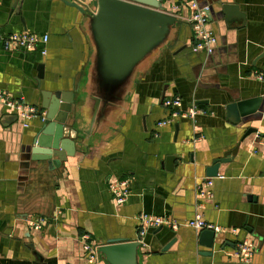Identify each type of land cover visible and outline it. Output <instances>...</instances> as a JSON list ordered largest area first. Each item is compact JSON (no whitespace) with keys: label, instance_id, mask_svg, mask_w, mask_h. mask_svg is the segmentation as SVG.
<instances>
[{"label":"crops","instance_id":"obj_1","mask_svg":"<svg viewBox=\"0 0 264 264\" xmlns=\"http://www.w3.org/2000/svg\"><path fill=\"white\" fill-rule=\"evenodd\" d=\"M79 1L90 10V0ZM155 1L181 24L141 66L125 105L90 129L95 49L89 14L64 0H19L16 6L0 0V39L23 32L48 37L29 53L4 51L0 43V91L39 110L24 128L19 119L3 126L17 115L0 109V264H89L82 237L98 248L110 240L139 242L141 214L168 217L179 228L149 229L139 264H264V0H199L213 3L210 26L218 44L212 56L193 52L185 0ZM225 5L237 7V15L227 20ZM43 92L74 93L65 127L78 131L76 152L60 167L30 161L21 184L26 148L44 126ZM173 96L198 114L161 127L169 115L163 102ZM254 99L262 100L256 114L239 123L228 116L229 105ZM249 129L257 132L245 137ZM238 146L212 178L214 199H199L197 185L208 178L207 168ZM169 156L176 157L173 171L166 169ZM127 177L131 195L118 207L109 184ZM197 215L227 231L212 249L188 226ZM40 219L45 225L36 231L30 223ZM246 239L258 246L250 262L226 255ZM94 264L108 263L102 256Z\"/></svg>","mask_w":264,"mask_h":264},{"label":"water","instance_id":"obj_2","mask_svg":"<svg viewBox=\"0 0 264 264\" xmlns=\"http://www.w3.org/2000/svg\"><path fill=\"white\" fill-rule=\"evenodd\" d=\"M64 1L83 14H89L88 32L95 49L88 92L91 106L90 129H92L125 105L129 100L137 72L144 63L169 43L173 31L181 21L177 16L163 12L162 7L155 0H90V10L79 0ZM197 1L199 3V0ZM15 2L16 6L19 0ZM212 4L199 3L201 8H209L207 14L210 21L213 17ZM222 10L227 20L237 15L236 11H238L233 5H225ZM215 51L216 48L209 56ZM42 95L44 101L40 108L46 111L44 126L34 139L33 147L26 148L29 156L24 158L27 162L23 166L25 171L20 178L21 184L27 178L30 161H48L50 165L60 167L62 162L68 157H73L76 152L75 139L78 131L75 129L71 131L70 128L65 127L75 105L74 93L52 95L43 92ZM261 102V99H254L231 104L227 107L228 116L235 123H239L256 114ZM200 104L203 102L196 103V105ZM0 109L3 110L1 105ZM76 113L75 108V115ZM17 119L16 116L7 117L2 125L8 127ZM256 132V129H249L245 137ZM261 137L264 136L259 135V138ZM238 149L239 146L226 153L224 160L214 161L213 166L207 168V177H218L220 164L228 161ZM53 157L59 158L58 161H53ZM175 160L174 156L167 157L165 165L168 171H173ZM26 232L28 235L29 228ZM215 238L214 232L203 231L199 242L212 249ZM174 241L170 242L163 251H167ZM142 247L141 242L110 240L107 245L97 249L98 258L103 256L108 264H139V249ZM29 248L33 250V245L29 244Z\"/></svg>","mask_w":264,"mask_h":264},{"label":"built area","instance_id":"obj_3","mask_svg":"<svg viewBox=\"0 0 264 264\" xmlns=\"http://www.w3.org/2000/svg\"><path fill=\"white\" fill-rule=\"evenodd\" d=\"M185 4L189 6L192 31L196 43L193 47L195 53H205L210 55L217 47L218 41L215 33L211 30V21L208 17V7L201 8L197 0H185ZM1 48L7 52H35L40 45L48 43L47 36H38L28 32L11 34L5 38L0 39ZM42 55H46L45 49L41 50ZM259 80H263V75L258 76ZM0 105L9 112L16 113L18 119L21 121L24 128H28L30 122L39 117V110L27 104L23 98H15L0 91ZM164 107L169 111L168 117L159 123V126L165 127L175 123L178 119L195 120L198 111L197 108L185 107L183 100L179 96L165 98L163 102ZM214 181L212 178H206L197 185V195L199 199L204 201H211L214 199L213 194ZM109 191L113 197L116 206L120 207L127 203L131 195V178H123L118 181H112L109 184ZM139 227L138 236L139 242H143L144 237L149 229L168 228L177 231L178 223L172 219L162 216H152L148 214H141L138 216ZM45 225V221L40 219L31 222L30 226L36 230L41 231ZM188 226L198 232L212 231L216 237L225 234L227 231L215 224L206 222L201 215H197L193 220L189 221ZM83 250L87 255L89 264H94L98 260V247L90 243L89 236L82 237ZM257 242L246 239L237 243L235 249L227 252L229 258L248 263L257 252Z\"/></svg>","mask_w":264,"mask_h":264},{"label":"bare ground","instance_id":"obj_4","mask_svg":"<svg viewBox=\"0 0 264 264\" xmlns=\"http://www.w3.org/2000/svg\"><path fill=\"white\" fill-rule=\"evenodd\" d=\"M200 53V52H199Z\"/></svg>","mask_w":264,"mask_h":264}]
</instances>
